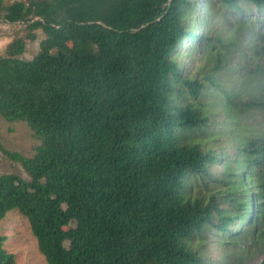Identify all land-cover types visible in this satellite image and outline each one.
Returning a JSON list of instances; mask_svg holds the SVG:
<instances>
[{"label":"trees","instance_id":"trees-1","mask_svg":"<svg viewBox=\"0 0 264 264\" xmlns=\"http://www.w3.org/2000/svg\"><path fill=\"white\" fill-rule=\"evenodd\" d=\"M203 2L0 0L27 29L0 55V116L38 140H0L29 177L0 175V220L25 217L47 264H209L207 242L264 238V134L244 124L264 111V0Z\"/></svg>","mask_w":264,"mask_h":264},{"label":"rangeland","instance_id":"rangeland-1","mask_svg":"<svg viewBox=\"0 0 264 264\" xmlns=\"http://www.w3.org/2000/svg\"><path fill=\"white\" fill-rule=\"evenodd\" d=\"M13 1L15 0H4V3L9 4ZM196 2V13L202 16L204 10H206V6L203 0H196ZM224 14L222 11H219L208 22L209 27L213 26L215 31H219L222 34L226 33V30L229 28L228 24H231V22H224ZM228 15L229 17H227L230 20L234 16V14ZM202 27L198 25L195 28L197 34L200 33ZM259 29L264 32V28L259 27ZM33 32L36 38L34 40H25V49L19 56L21 59H32L39 50L40 41L44 38V34L40 29ZM26 33L25 23H10L0 19V55L3 54L6 44L13 37H25ZM194 43H198V40H195ZM194 55H191L190 58ZM244 124L248 127L250 126L253 129V133L264 134V111L253 110L248 113ZM0 140L7 151L17 152L24 156L32 155L34 147L38 144V140L24 122H7L1 116ZM222 146L225 148L231 146V143L223 142ZM228 152L231 153L232 150L230 149ZM213 170L215 171L214 168ZM4 173H16L23 178H29L18 162L9 159L0 152V175ZM0 235L6 237L4 247L14 255L15 264H47L37 248L36 240L31 233L28 221L16 209L8 211L6 216L0 220ZM213 240H215V237H213ZM213 242H207L206 245L205 255L209 258V264H259L260 261L264 260V238L259 239L251 246L241 245L242 247L237 248L229 246L225 257H222L224 249H222L219 243Z\"/></svg>","mask_w":264,"mask_h":264}]
</instances>
